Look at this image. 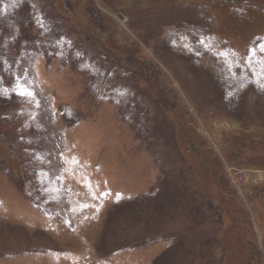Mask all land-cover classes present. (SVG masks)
<instances>
[{"label":"rangeland","instance_id":"rangeland-1","mask_svg":"<svg viewBox=\"0 0 264 264\" xmlns=\"http://www.w3.org/2000/svg\"><path fill=\"white\" fill-rule=\"evenodd\" d=\"M262 49L264 0H0V264H264Z\"/></svg>","mask_w":264,"mask_h":264},{"label":"bare ground","instance_id":"bare-ground-1","mask_svg":"<svg viewBox=\"0 0 264 264\" xmlns=\"http://www.w3.org/2000/svg\"><path fill=\"white\" fill-rule=\"evenodd\" d=\"M189 87V86H188ZM127 116V115H126ZM132 119V118H131Z\"/></svg>","mask_w":264,"mask_h":264},{"label":"trees","instance_id":"trees-1","mask_svg":"<svg viewBox=\"0 0 264 264\" xmlns=\"http://www.w3.org/2000/svg\"><path fill=\"white\" fill-rule=\"evenodd\" d=\"M197 148V147H196ZM198 148H199V146H198Z\"/></svg>","mask_w":264,"mask_h":264},{"label":"snow or ice","instance_id":"snow-or-ice-1","mask_svg":"<svg viewBox=\"0 0 264 264\" xmlns=\"http://www.w3.org/2000/svg\"><path fill=\"white\" fill-rule=\"evenodd\" d=\"M262 50H264V49H262Z\"/></svg>","mask_w":264,"mask_h":264}]
</instances>
